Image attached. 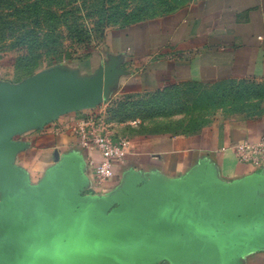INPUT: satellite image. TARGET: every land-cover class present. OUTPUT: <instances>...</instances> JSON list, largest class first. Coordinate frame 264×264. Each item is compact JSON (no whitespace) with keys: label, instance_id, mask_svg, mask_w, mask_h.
<instances>
[{"label":"crops","instance_id":"0c3cea01","mask_svg":"<svg viewBox=\"0 0 264 264\" xmlns=\"http://www.w3.org/2000/svg\"><path fill=\"white\" fill-rule=\"evenodd\" d=\"M238 79L264 82V0H193L110 30L84 58L1 83L0 227L85 242L264 215V165L234 151L264 132V112L220 116L195 133L128 137L102 182L87 160L99 154L66 129L125 95ZM96 93L102 102L81 108ZM0 264H264V222L68 254L0 236Z\"/></svg>","mask_w":264,"mask_h":264},{"label":"rangeland","instance_id":"374dc122","mask_svg":"<svg viewBox=\"0 0 264 264\" xmlns=\"http://www.w3.org/2000/svg\"><path fill=\"white\" fill-rule=\"evenodd\" d=\"M191 1L0 0V84H20L48 65L84 58L110 30L171 14ZM154 93L117 98L100 116L128 139L189 134L220 116L264 112V82L252 79L179 84Z\"/></svg>","mask_w":264,"mask_h":264},{"label":"built area","instance_id":"2783aa9c","mask_svg":"<svg viewBox=\"0 0 264 264\" xmlns=\"http://www.w3.org/2000/svg\"><path fill=\"white\" fill-rule=\"evenodd\" d=\"M65 127L58 126L63 131ZM75 136L76 143L87 153L96 152L99 161L88 157V163L94 170L98 182L114 175L115 162H122L126 154L128 141L124 137L115 139L110 124L100 116V112L89 113L67 127ZM234 151L240 162L261 168L264 165V132L253 142L243 140L234 145Z\"/></svg>","mask_w":264,"mask_h":264},{"label":"water","instance_id":"95a60500","mask_svg":"<svg viewBox=\"0 0 264 264\" xmlns=\"http://www.w3.org/2000/svg\"><path fill=\"white\" fill-rule=\"evenodd\" d=\"M102 100V95L100 93H96L91 98H89L81 108L95 107L100 104ZM256 221L264 222V215H249L232 221L198 224L157 234H127L111 236L107 238H98L85 242L48 241L37 238L25 230L3 227H0V236L10 239L14 243L19 242L26 244L46 253L68 254L75 252H85L102 247L119 246L127 243L163 242L192 233H202L205 231L218 230L228 227L247 226L253 224Z\"/></svg>","mask_w":264,"mask_h":264},{"label":"trees","instance_id":"16d2710c","mask_svg":"<svg viewBox=\"0 0 264 264\" xmlns=\"http://www.w3.org/2000/svg\"><path fill=\"white\" fill-rule=\"evenodd\" d=\"M238 80H240V79H238ZM231 81H235V80H231ZM231 81H228V82H231ZM187 84H190V83H187ZM174 86H177V85H172V86H169V87H167V88H171V87H174ZM164 89H166V88H164ZM163 90V89H162ZM253 92H256V90L254 91L253 90ZM158 93H161V90H156L155 91V95H157ZM256 94V93H255ZM154 95V96H155ZM159 99V98H158ZM160 99H166V98H160ZM153 99L152 100H150V104H149V102H146V109H147V111H148V105L149 106H152L153 105ZM110 103V102H109ZM109 103L107 104V105H109ZM144 105V104H143ZM121 110H123V107L122 108H120V109H118V110H116V112L114 113V114H112V115H114L113 117H116V116H120L121 115ZM109 109H108V113H109ZM110 113H111V111H110ZM261 114V113H260ZM259 115V114H258ZM198 130H200V128L198 129ZM196 132H197V130H196ZM193 133H195V132H193Z\"/></svg>","mask_w":264,"mask_h":264}]
</instances>
